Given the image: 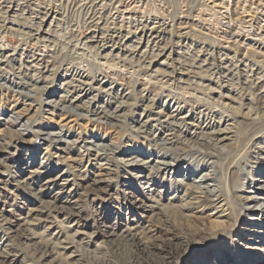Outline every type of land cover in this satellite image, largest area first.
<instances>
[{
    "label": "bare ground",
    "instance_id": "1",
    "mask_svg": "<svg viewBox=\"0 0 264 264\" xmlns=\"http://www.w3.org/2000/svg\"><path fill=\"white\" fill-rule=\"evenodd\" d=\"M36 1L39 0H0V78L12 84L15 89L12 92L18 95H23L22 91L29 89L40 92L46 95L45 100H49L43 103L47 106L63 112L73 113L80 110L112 126L125 125L128 121L126 114L131 116L135 113L134 121L132 124L127 123V126L131 130L133 128L137 135L151 137L155 147L162 150L150 152L151 156L157 158L153 162L156 164L154 168L162 172H168L170 169L176 172L186 160L179 159L182 152L188 150L193 153L194 159L202 163L195 166L194 163L187 162L188 171L208 169L200 176V180L204 182V192H201L204 195L203 202L227 203L230 216L235 215V209L228 199L223 197L226 191L223 184L224 172L230 184L236 176L249 173L245 167H241L242 164L255 161L259 167H251V170H259L263 180H251L248 185L256 191L263 190L264 193V53H251L245 49L241 55L239 44L232 42L228 51L219 47L218 40L195 32L193 27L188 25L193 19L191 16L195 6V1L191 3V0L182 1L184 4L181 8L185 10L179 11L180 15L182 14L179 18L175 10L164 8L165 5H172V2L169 3L171 0H162V7L156 6L152 0ZM242 1H251L250 4L254 5L253 0ZM55 2L73 4L75 6L72 7L77 6L78 11H84L85 27L90 30L88 36H80L71 26L64 36L61 34L65 40L63 45L78 54L68 62L62 60L63 48L58 50L57 47L60 46L56 47L55 44V38H60L57 29L59 27L51 28L52 22L61 15L57 11L60 7L56 6ZM6 3L16 4L19 11L27 14H31L29 11L34 14L32 6L36 8L45 4L46 8L42 12L40 22L36 23L31 21L30 17L15 14L14 9L3 11L2 5ZM139 4L140 8L137 6ZM236 4L239 5V1ZM201 7L207 8V5L201 4ZM119 8H123V11ZM113 11L115 15H112ZM199 11L201 12V9ZM137 12L139 16L133 15ZM10 13L13 14L12 17L9 16ZM125 13L129 14V17L126 16L129 20L138 22L140 28H126L128 30L125 31L123 22L117 23L119 16H125ZM197 17L201 18L199 14ZM166 18L170 19L172 24H165ZM50 19L47 25L46 22ZM225 19L229 25L234 23L242 26L248 23L242 21L235 10L230 11ZM150 22L152 27L148 25ZM175 22H178L176 26ZM15 23L17 29L13 28ZM248 27L254 29L251 22ZM255 27L261 32L259 34L264 35V27ZM224 36L226 39H235L240 34L234 32L231 27ZM193 48L194 55L182 60L181 58H185L187 52ZM206 55L212 59L215 55L218 58L210 62L205 58ZM126 74L129 75L125 86L127 88H122L114 81L113 76L125 77ZM55 78L58 81V89L47 88L49 82L53 83ZM75 114L80 116L79 113ZM13 123L19 124L20 121L15 120L11 122ZM230 124L231 128L228 127ZM87 143L91 144L92 141ZM98 147L105 155L114 156L119 153L113 143ZM122 154L129 156L127 161L130 163L133 160L138 161L136 153ZM223 154H226L224 159ZM237 156L241 157L240 166L231 163ZM171 161H175V164ZM180 186L185 191L181 199L192 196L196 193L194 189L199 188L184 182H181ZM240 190L243 189L229 188L230 197H236L235 192ZM210 196L215 197V200H210ZM259 200L261 197L246 198V201L256 203ZM182 206H163L161 210L164 222L169 223L171 218L176 222L185 220L187 215L183 214ZM189 208L195 209V204L192 203ZM248 210L264 213L262 206ZM74 216L78 217L77 214ZM12 224L13 220H1L3 227L8 226L5 228L9 233ZM196 230L170 231L169 241L172 245L185 246V243L192 241L193 235L200 234ZM28 235L30 240H35L23 256L27 257L31 264H45L44 262L52 257L50 264H80L71 261L72 255L61 257L62 253L54 252L57 246L39 235L30 232ZM120 235L119 237L112 231L107 233L106 237L116 238L111 240L106 248L108 255H111L106 262L115 264L116 261V264H119V260H122V264H151V249H158V246L141 240L130 229ZM13 236L15 237L12 234L4 247L0 248V264H11L22 254L21 249L14 243ZM25 238L27 239V236ZM178 240L180 241L177 243ZM163 252L165 261L162 264L172 263L173 255L169 251Z\"/></svg>",
    "mask_w": 264,
    "mask_h": 264
},
{
    "label": "rangeland",
    "instance_id": "2",
    "mask_svg": "<svg viewBox=\"0 0 264 264\" xmlns=\"http://www.w3.org/2000/svg\"><path fill=\"white\" fill-rule=\"evenodd\" d=\"M152 1L156 6L164 5L162 0ZM182 1L171 0L169 3L172 2L174 6L169 4L164 8L175 10L179 18L182 15L179 11L185 10L181 8L184 4ZM193 1V19L188 25L193 27L195 32L218 40L219 47L228 51L232 42H235L239 44L241 55L245 49L251 53H264V35L259 34L261 32L255 27H264V0H253L254 5L250 4L251 1L242 0H191V3ZM238 1L239 5L236 4ZM54 4L60 7L57 11L61 15L52 22L51 28L59 27L57 29L63 40L56 37L55 44L56 47L60 46L57 47L58 50L63 48L62 60L68 62L78 54L63 45L65 40L62 35L64 36L71 26L80 36H88L90 30L85 27L84 11H78L77 6L72 7L75 5L66 2ZM201 4L207 5V8L201 7ZM44 6L45 4L36 8L32 6L34 14L30 11L31 14H27L19 11V7L14 3L2 5L3 11L14 9L15 14L30 17L31 21L36 23L40 22L42 12L46 8ZM137 6L140 8V4ZM119 9L123 11V8ZM234 10L238 11V17L242 21L248 23L242 26L234 23L229 25L225 18ZM114 13L115 11L112 15H115ZM124 15L119 16L118 24H122V21L125 29L140 28L138 22L134 23L127 18L128 13ZM133 15L139 16L138 12ZM9 16L12 17L13 14L10 13ZM166 19L165 24H172L170 19ZM50 21L51 19L46 22L47 25ZM249 22L253 24L254 29L248 27ZM177 23L175 22V26ZM148 25L153 26L152 22ZM231 27L234 32L240 34L238 38L226 39L224 36ZM13 28H18L16 23ZM13 36L15 37V34ZM192 51L194 48L186 51L188 54L181 59L194 55ZM215 56L214 60L218 58ZM205 58L213 62L207 55ZM60 60L59 57L58 61ZM113 77L118 85L127 88L125 86L129 75ZM56 78L53 83L49 82L47 88L58 89ZM2 79L0 78V219L13 220V224L9 233L6 230L8 226L3 227L0 220V248L4 247L13 234L16 237L13 236L16 240L14 243L22 253L11 264H31L29 259L23 256L35 240H30L29 232L56 245L54 252L62 253L61 257L72 255L71 261L74 263L114 264L105 261L111 256L106 252V248L110 241L116 238L106 237L107 233L112 231L120 237V233L127 229L136 233L141 240L158 246V249H151V264H162L165 261L163 250L173 255L174 259L170 264H264V213L248 210L251 207H264L263 190L256 191L248 185L251 180H263L259 170H251V167H259L255 161L242 164L241 167H245L249 173L236 176L230 184L224 175L226 172L223 173L226 189L223 197L227 198L235 209V215L230 216L227 203L203 202L204 195L201 192H204V182L200 180V176L208 169L188 171L187 162L194 163L195 166L202 163L194 159L193 153L188 150L182 152L179 159L185 158L186 160H182L185 165L182 163V167L176 172L171 169L162 172L154 168L156 164L153 162L157 158L151 156L150 152L162 150L155 147L151 137L137 135L133 128L131 130L127 126V123L132 124L134 121L135 113L131 116L126 114L128 121L125 125L112 126L80 110L73 113L63 112L47 106L43 104L49 101L45 100L46 95L31 89L23 90V95H18L12 92L15 91L12 84ZM15 120L20 123L11 124ZM228 127L231 128L232 125ZM245 127L247 126H243ZM89 141L92 143H87ZM108 143L116 145L119 153L114 156L105 155L98 145ZM123 152L136 153L138 161L133 160L130 163L127 161L129 156L122 154ZM225 155L223 154V159ZM240 156L231 163L240 166ZM171 162L175 164V161ZM181 182L199 188L194 189L196 193L192 196L181 199L185 192L180 188ZM238 187L244 191L235 192L237 198L230 197L229 188ZM253 196L261 197V200L258 203L246 201V198ZM210 200L214 201L215 197L210 196ZM192 203L196 207L193 210L189 208ZM170 205H183L182 212L187 215L185 220L176 222L171 218L169 223L164 222L161 209ZM76 214L78 217L74 216ZM135 228L138 229L134 230ZM173 230H196L200 234H192V241L185 243V246L172 245L169 232ZM52 258H48L49 261L44 263L50 264ZM119 261V264H122V260ZM114 262L116 264V261Z\"/></svg>",
    "mask_w": 264,
    "mask_h": 264
}]
</instances>
